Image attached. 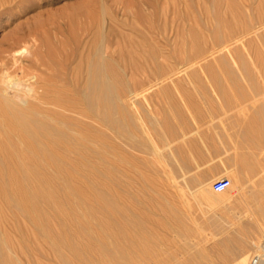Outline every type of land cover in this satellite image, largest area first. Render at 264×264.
<instances>
[{"label": "rangeland", "instance_id": "374dc122", "mask_svg": "<svg viewBox=\"0 0 264 264\" xmlns=\"http://www.w3.org/2000/svg\"><path fill=\"white\" fill-rule=\"evenodd\" d=\"M22 6L20 19L1 7L0 39L37 19L49 48L73 42V65L92 41L85 29L101 20L103 55L119 76V128H101L104 153L89 161H0V264H236L255 253L264 242V0ZM222 15L244 17L246 45L188 67L178 34ZM144 43L160 64L128 62L129 48L140 51L131 45ZM223 176L230 186L214 191Z\"/></svg>", "mask_w": 264, "mask_h": 264}, {"label": "bare ground", "instance_id": "6f19581e", "mask_svg": "<svg viewBox=\"0 0 264 264\" xmlns=\"http://www.w3.org/2000/svg\"><path fill=\"white\" fill-rule=\"evenodd\" d=\"M23 1L0 0V14L6 6V10L16 8L17 19L22 18L21 14L26 12ZM225 8L229 11L228 3ZM224 15L218 17L216 25H209V21L204 25L207 28L208 24L209 31L197 23L200 32L189 29L185 31L186 38L178 34L184 44L182 59L188 67L203 60L208 62L207 57L217 51L238 52L240 45H246L242 39L249 35V29L244 17ZM36 20L30 29H24L19 21L10 34L0 39V161H89L101 149V128L107 124L119 128L116 96L121 92L119 76L110 71L114 61L103 55L101 20L93 19L90 25L95 27L85 29L93 38L88 48L82 47L81 61L75 65L73 42L72 47L68 42L61 43V39L60 50L49 48L40 40ZM203 29L209 33L205 34ZM233 41L239 42L237 49L232 48ZM131 47L140 51L135 56L129 48L128 62L160 64L156 60L157 50L151 46L144 43ZM27 54L30 58L25 62ZM238 60L241 62V57ZM206 62L200 66L209 68L211 64ZM216 63L224 65L225 60ZM259 113L264 115V110ZM84 118L94 121V127ZM259 118L260 128L264 130L263 117L259 115ZM258 250L264 251V242ZM250 258L244 251L236 264H250Z\"/></svg>", "mask_w": 264, "mask_h": 264}, {"label": "built area", "instance_id": "2783aa9c", "mask_svg": "<svg viewBox=\"0 0 264 264\" xmlns=\"http://www.w3.org/2000/svg\"><path fill=\"white\" fill-rule=\"evenodd\" d=\"M230 183H231V180L228 177L226 176L220 177L214 181L213 189L216 192H221L225 190L226 188H228L230 186ZM261 262L264 264V251L258 250L251 255L249 263L250 264H260Z\"/></svg>", "mask_w": 264, "mask_h": 264}]
</instances>
